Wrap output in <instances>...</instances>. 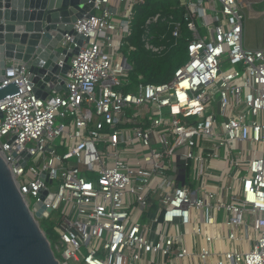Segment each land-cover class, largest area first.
Wrapping results in <instances>:
<instances>
[{
	"label": "built area",
	"instance_id": "1",
	"mask_svg": "<svg viewBox=\"0 0 264 264\" xmlns=\"http://www.w3.org/2000/svg\"><path fill=\"white\" fill-rule=\"evenodd\" d=\"M89 2L66 89L39 97L24 66L0 84V145L31 211L59 215V264H264V49L245 45L264 8ZM138 52L181 64L146 82Z\"/></svg>",
	"mask_w": 264,
	"mask_h": 264
},
{
	"label": "water",
	"instance_id": "2",
	"mask_svg": "<svg viewBox=\"0 0 264 264\" xmlns=\"http://www.w3.org/2000/svg\"><path fill=\"white\" fill-rule=\"evenodd\" d=\"M89 1L0 0V84L9 66H24L39 97L66 89L61 74L67 73L69 65L61 68L59 61L68 62L76 50L74 46L61 49L60 42L66 33H75L73 24L79 18L95 13ZM17 91L16 83L0 87V101ZM36 208L33 213L20 192L0 145V264H59L39 224L51 209L42 202Z\"/></svg>",
	"mask_w": 264,
	"mask_h": 264
},
{
	"label": "rangeland",
	"instance_id": "3",
	"mask_svg": "<svg viewBox=\"0 0 264 264\" xmlns=\"http://www.w3.org/2000/svg\"><path fill=\"white\" fill-rule=\"evenodd\" d=\"M253 8L255 10H261L263 9L262 3H254ZM245 45L249 48L253 49H264V18H245ZM131 58V61L133 62L136 60V65L142 62V59H140L139 54L135 53ZM143 70V69H141ZM174 70L170 69L166 73V80H169L173 77ZM58 218L59 215L57 212L53 213L51 218L48 219H40L39 224L43 230H45L47 227H50L53 231L55 226L58 224ZM59 240L55 239L52 244L55 247L56 243H58ZM56 251V256L61 258L60 252Z\"/></svg>",
	"mask_w": 264,
	"mask_h": 264
},
{
	"label": "trees",
	"instance_id": "4",
	"mask_svg": "<svg viewBox=\"0 0 264 264\" xmlns=\"http://www.w3.org/2000/svg\"><path fill=\"white\" fill-rule=\"evenodd\" d=\"M146 11H142L145 13ZM140 59L142 62L138 64L137 71L144 72L146 75V82H164L166 81V73L173 69L175 70L177 67L180 66L181 62L179 61L176 55H180V53H174L165 59H156L152 58L144 52H138ZM143 69V70H141ZM47 237L49 238L51 244L52 242L57 239V235L55 232L50 228L47 227L45 229ZM53 245V244H52Z\"/></svg>",
	"mask_w": 264,
	"mask_h": 264
},
{
	"label": "crops",
	"instance_id": "5",
	"mask_svg": "<svg viewBox=\"0 0 264 264\" xmlns=\"http://www.w3.org/2000/svg\"><path fill=\"white\" fill-rule=\"evenodd\" d=\"M254 3H262L263 4V8H264V3H263V1L262 0H253V5H254ZM263 9H261V10H257L258 12H261ZM264 18V16H262V15H256V17H254V18ZM259 49H262V48H259Z\"/></svg>",
	"mask_w": 264,
	"mask_h": 264
}]
</instances>
